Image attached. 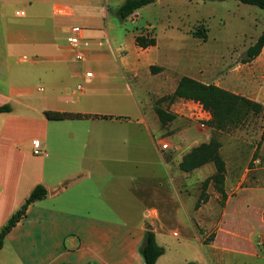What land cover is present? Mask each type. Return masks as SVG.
I'll use <instances>...</instances> for the list:
<instances>
[{
    "label": "crops",
    "instance_id": "1",
    "mask_svg": "<svg viewBox=\"0 0 264 264\" xmlns=\"http://www.w3.org/2000/svg\"><path fill=\"white\" fill-rule=\"evenodd\" d=\"M123 1L111 6L106 0H0L5 24L0 30V104L11 107L0 112V228L36 185L48 192L6 234L3 263L145 264L139 247L150 226L157 243L159 231L181 227L184 238L209 253L204 262L198 245L183 241L193 249L182 263L264 264V187L241 186L244 174L236 171L229 178L226 165L225 193L230 181L235 195L219 210L208 208L211 197L195 207L199 193L186 189L190 172L179 168L182 157L168 160L177 202L161 190L165 177L124 176L127 125L134 126L132 132L143 128L150 133L152 125H162L154 104L171 94L182 76L169 69L160 39L191 33L200 20L176 9L192 0H156L124 19L132 23L130 29L124 26L129 40L111 52L95 38L103 33L111 41V30L120 35L110 14L116 16L114 9ZM77 20L88 26L86 32L80 27L89 44L71 49L66 36L76 25L69 23ZM191 35L202 38L203 33ZM137 36L153 38L155 44L140 47ZM151 66L160 69L153 73ZM233 70L228 85L219 79L211 83L264 108L262 51ZM183 75L209 83L200 67ZM183 101L171 104L172 113ZM45 111L83 116L55 120ZM120 163L122 168L115 169ZM211 221L215 234L205 242L198 228Z\"/></svg>",
    "mask_w": 264,
    "mask_h": 264
},
{
    "label": "rangeland",
    "instance_id": "2",
    "mask_svg": "<svg viewBox=\"0 0 264 264\" xmlns=\"http://www.w3.org/2000/svg\"><path fill=\"white\" fill-rule=\"evenodd\" d=\"M106 1L112 6L117 3L116 1L122 0ZM191 2L176 9L179 12L188 13L191 19L200 20V22L192 24L191 33L195 34L199 30H207L206 40H203L199 35L193 37L189 32L185 34L175 33L168 39L161 38L163 56L167 57L169 69L176 77L200 67V69L205 70L204 79L209 83L219 79L228 85L231 83V78L236 74L233 70L234 66L245 62L244 57L247 48L255 42L258 38L256 35L264 27V9L238 0H192ZM110 19L111 22L118 25V29L122 30L120 35L111 30L109 31L110 35H114L111 41L103 33H97L95 39L102 40L105 44L103 47L113 52L112 50L120 49V46L129 40L123 33L124 26L130 29L132 23L111 14ZM12 20L14 22L17 19L13 18ZM69 24L79 25L84 28L85 32L88 28L86 23L79 20L71 21ZM4 27L5 24L0 22V30ZM101 27L105 29L104 25ZM112 58L114 62L118 61L114 54H112ZM156 99L154 100L156 101ZM172 103L174 101L165 100L159 105L172 113ZM174 109L178 110L177 118L166 125H157L156 127L152 125L151 133L143 128L139 132H132L134 126L127 125L129 132L127 131L125 135L126 149L121 154L126 161L124 176L165 177L166 183L159 182L161 190L167 192L168 197L172 193L175 202H177L176 188L173 187L167 176V170H170L168 160L175 162L193 147L215 138L221 143L219 150L225 166L227 165L229 178L237 171V173L245 175L241 186L264 187V108L257 115L249 114L238 125L228 122L217 125L216 128L209 126V117L202 120L193 117L192 110L193 112L199 111L194 104L183 105L181 103ZM165 142L169 144V149L163 146ZM120 166L121 163L120 165L116 164L115 169H121ZM110 169L115 172L114 167ZM214 171L215 167L212 163H207L202 168L191 171L187 178L186 189L192 194L204 193L206 200L203 202L211 197L208 208L219 210L226 204L227 200L233 201L235 193L232 186L235 184L228 181L226 187L228 194L225 193V197L216 191L213 182H209L203 188V181ZM215 194L218 197H215ZM127 202H130L133 207L134 201L131 197ZM218 217L220 215L216 216V218ZM166 229L158 233V243L165 250L164 259L160 264H180L185 258L192 257L190 250L193 248L183 246L182 242L187 241L192 245H198V243L193 239L184 238L185 231H182L181 227ZM172 229L182 235H174ZM214 229L211 221L198 228V231L203 235L204 241L209 242L214 237ZM222 237L223 235H221ZM198 248L202 261L206 262L209 253L206 254L199 245ZM3 262V255H0V264H4ZM8 264H15V262H8Z\"/></svg>",
    "mask_w": 264,
    "mask_h": 264
},
{
    "label": "trees",
    "instance_id": "3",
    "mask_svg": "<svg viewBox=\"0 0 264 264\" xmlns=\"http://www.w3.org/2000/svg\"><path fill=\"white\" fill-rule=\"evenodd\" d=\"M156 0H124L120 5L114 9V13L121 20L126 19L135 10L152 3ZM245 4L255 5L261 9H264V0H238ZM205 30H199L202 32V38H206ZM136 43L140 47H147L154 45L155 40L153 38L146 39L141 36L136 37ZM264 44V30L257 38V40L250 45L245 53L244 61H249L253 57L257 56L261 51ZM160 68L151 66V72L155 73ZM177 99H189L198 101L202 104L204 109L210 112L211 119L208 122L209 126L216 128L217 125L227 124L228 122L239 124L249 114L257 115L263 107L260 103L246 98L245 96L236 94L225 88H222L213 83H204L197 79H194L188 75H182L174 91L158 99L154 104L155 113L162 125L177 118L175 113H169L167 110L159 106V103L165 100L173 102ZM11 107L8 104H0V112H9ZM45 115L48 119H65L81 117L79 113H68L58 111H45ZM264 135V132H263ZM221 143L215 138H211L208 142H203L187 153H185L181 161L179 162V168L186 172H191L194 169L202 167L207 163H212L215 167L214 173L208 176L202 183V187H206L209 182H213L214 187L222 197H225V163L220 154ZM48 192L46 188L40 184L36 185L20 206L18 210L13 212L7 221L0 228V249L3 246L4 238L6 234L17 224V222L25 215L27 207L37 200H41L47 196ZM204 200H206L204 193H200L195 207H198ZM145 264H155L157 259L165 252L164 247L159 245L155 239V233L152 230H147L144 234L143 241L139 247ZM181 264H195L193 261L181 263Z\"/></svg>",
    "mask_w": 264,
    "mask_h": 264
},
{
    "label": "built area",
    "instance_id": "4",
    "mask_svg": "<svg viewBox=\"0 0 264 264\" xmlns=\"http://www.w3.org/2000/svg\"><path fill=\"white\" fill-rule=\"evenodd\" d=\"M15 14L22 16V15H24V11H16ZM66 43L71 49H80L81 46H88V44H89L88 41H85L83 39V30L78 25H72L70 27L69 32L66 36ZM261 51L264 55V44L261 48ZM77 58L81 59V55L80 54L77 55ZM85 75L86 76H92L93 73L91 71H86ZM80 87H81L80 85H77V89H80ZM188 103L194 104L197 107V109L199 110V111H195V112H193V110H192L193 117L195 119L202 120L203 118L206 119L207 117L211 118L210 112L207 111L206 109H204V107L202 106V104L200 102L194 101V100H189V99H185V101L182 102L183 105L188 104ZM163 146L166 149H169V147H170L169 144L166 142L163 144ZM38 152H39L38 150H36V149L34 150V153H38ZM173 234L177 235L176 232H174Z\"/></svg>",
    "mask_w": 264,
    "mask_h": 264
},
{
    "label": "water",
    "instance_id": "5",
    "mask_svg": "<svg viewBox=\"0 0 264 264\" xmlns=\"http://www.w3.org/2000/svg\"><path fill=\"white\" fill-rule=\"evenodd\" d=\"M148 229H149V230H151V227H150V226H148Z\"/></svg>",
    "mask_w": 264,
    "mask_h": 264
}]
</instances>
